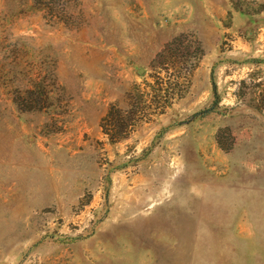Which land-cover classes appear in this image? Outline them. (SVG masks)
<instances>
[{"label":"rangeland","instance_id":"1","mask_svg":"<svg viewBox=\"0 0 264 264\" xmlns=\"http://www.w3.org/2000/svg\"><path fill=\"white\" fill-rule=\"evenodd\" d=\"M0 264H264V0H0Z\"/></svg>","mask_w":264,"mask_h":264},{"label":"trees","instance_id":"2","mask_svg":"<svg viewBox=\"0 0 264 264\" xmlns=\"http://www.w3.org/2000/svg\"><path fill=\"white\" fill-rule=\"evenodd\" d=\"M213 89L215 90V86H213ZM208 112H212V109H211V110L208 109V110H207V113H208ZM202 114H203V113H201V114H199V115H202ZM110 115H112L111 112L109 113V116H110Z\"/></svg>","mask_w":264,"mask_h":264}]
</instances>
